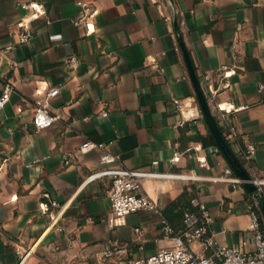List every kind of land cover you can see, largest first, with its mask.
I'll use <instances>...</instances> for the list:
<instances>
[{
  "label": "crops",
  "instance_id": "0c3cea01",
  "mask_svg": "<svg viewBox=\"0 0 264 264\" xmlns=\"http://www.w3.org/2000/svg\"><path fill=\"white\" fill-rule=\"evenodd\" d=\"M83 5L95 12L88 27L74 25ZM33 7L43 15L23 44L19 23ZM179 38L207 98L205 77L217 91L209 103L225 139L251 177L264 181V0H0V98L8 97L0 111V264H20L25 253L23 264H114L102 256L109 240L127 245L133 258L173 247L151 212L109 227L111 180L91 179L109 167L101 163L107 152L115 167L166 175L143 179L141 193L176 232L197 199L212 215L218 245L246 241L254 250L255 200L222 180L231 167L211 141ZM53 88L60 92L49 112L58 120L38 131L35 109ZM218 105L232 110L225 120ZM84 142L104 148L81 153ZM250 146L256 153L247 161ZM191 249L203 252L199 243Z\"/></svg>",
  "mask_w": 264,
  "mask_h": 264
},
{
  "label": "built area",
  "instance_id": "2783aa9c",
  "mask_svg": "<svg viewBox=\"0 0 264 264\" xmlns=\"http://www.w3.org/2000/svg\"><path fill=\"white\" fill-rule=\"evenodd\" d=\"M18 6L22 9L30 8L29 5L23 3ZM83 7L84 13L74 21L75 26L88 27L89 16L91 17L95 14V12L91 13L86 5H83ZM33 8L35 9V14L30 18L23 19L19 23V26L23 28V32L20 34V41L23 44L28 43L33 36L30 22L36 17L43 15L41 7ZM90 29L91 28H88V33H90ZM77 64L78 61L75 57L69 60L71 68L75 67ZM203 83L208 85L211 99L209 97L207 100L210 102L214 99L217 91L211 85V79L209 77H205ZM8 91L9 89H7V92ZM59 92L58 88L51 89L35 109L33 125L38 131L51 127L58 120V116L49 112V107L51 100L58 96ZM7 101L8 97L6 95L0 98V111L5 108ZM173 104L175 109L184 115L185 105H183L179 99H174ZM231 112V109L218 105V113L222 120H225L227 115ZM101 115L105 117L108 113L107 111H102ZM233 134L232 131V135ZM103 148V144L84 142L79 147V152L84 153L89 150ZM255 153L256 150L254 147H248L245 152V159L247 161L252 160ZM176 160H178L177 155L173 158V161ZM117 162L114 155L108 152L104 153L101 157V163L109 167L91 177V179L107 177L111 180L110 189L107 191V198L112 210L111 216L107 219L109 227L114 229L119 219L130 214L151 212L160 217L163 234L171 239L173 247L171 249L160 250L147 258H133L127 245H122L115 240H109V247L102 252L103 259L111 261L114 264H264V225L256 202L249 207V217L251 220L250 231L253 234L254 250L247 251L245 249L247 246L246 241H243L239 247L221 246L216 243L213 235L210 234L213 218L208 207L204 203L197 199H193L191 201V208L183 209L184 226L180 231L176 232L169 221L163 216L158 203L152 200L148 195L141 193V181L143 179L165 177L166 175L113 166L117 164ZM68 163L69 162L66 161L67 165ZM225 175L226 177L222 178L224 182L234 186L243 185V182L239 178L231 177L233 175V170L231 168L225 170ZM253 181L262 192L261 187L264 185V181L254 179ZM53 205H56V203L53 202ZM140 231V229H136L137 233H140ZM194 243H199L202 246V253H196L191 249V245ZM28 255L29 253L21 254L20 264L24 263Z\"/></svg>",
  "mask_w": 264,
  "mask_h": 264
},
{
  "label": "water",
  "instance_id": "95a60500",
  "mask_svg": "<svg viewBox=\"0 0 264 264\" xmlns=\"http://www.w3.org/2000/svg\"><path fill=\"white\" fill-rule=\"evenodd\" d=\"M176 30L178 32L177 24H176ZM179 43H180L182 52L184 54L185 61H186L192 82L194 84V88L196 91L197 100H198L200 109L209 126L211 134L214 137L216 145L218 146V148L224 155L225 159L227 160L228 164L230 165L235 175L243 182V186L247 190L248 194L255 200L257 207L260 211L263 225H264V194L260 191L259 187L255 185L253 178L244 168L241 161L235 155L231 146L228 144L227 140L225 139L213 115V112L211 110L210 104L205 95L201 82L199 78L197 77L196 72L193 68V64L191 62V58L186 48V45L181 38H179Z\"/></svg>",
  "mask_w": 264,
  "mask_h": 264
},
{
  "label": "trees",
  "instance_id": "16d2710c",
  "mask_svg": "<svg viewBox=\"0 0 264 264\" xmlns=\"http://www.w3.org/2000/svg\"><path fill=\"white\" fill-rule=\"evenodd\" d=\"M211 141H212V143H215V141H214V139H213V137L211 136ZM205 145H207V143H205ZM254 202V201H253Z\"/></svg>",
  "mask_w": 264,
  "mask_h": 264
}]
</instances>
